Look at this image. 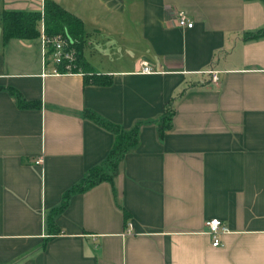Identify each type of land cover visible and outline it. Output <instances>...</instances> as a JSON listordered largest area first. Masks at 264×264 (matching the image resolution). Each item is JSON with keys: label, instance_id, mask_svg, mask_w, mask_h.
<instances>
[{"label": "crops", "instance_id": "crops-1", "mask_svg": "<svg viewBox=\"0 0 264 264\" xmlns=\"http://www.w3.org/2000/svg\"><path fill=\"white\" fill-rule=\"evenodd\" d=\"M53 1L84 24L74 72L43 63L40 36L4 40L5 10L40 11V30L48 0L44 20L40 0H0V264H264V35L246 38L264 1ZM87 109L141 121L140 140L51 227L114 144Z\"/></svg>", "mask_w": 264, "mask_h": 264}, {"label": "trees", "instance_id": "trees-1", "mask_svg": "<svg viewBox=\"0 0 264 264\" xmlns=\"http://www.w3.org/2000/svg\"><path fill=\"white\" fill-rule=\"evenodd\" d=\"M2 18L5 42L13 37L33 38L40 36V30L38 29V24L41 19L40 11L5 10ZM45 19L46 29L50 35L58 33L69 35L73 40L77 41L79 50H82L84 46L85 29L80 17L62 7L59 3L53 0H48ZM262 35H264V28L256 32L248 33L246 38H254ZM80 64L86 69L89 68L88 63L82 55L80 58ZM13 92L17 94L20 105H31L32 102L27 101L19 91L13 89ZM167 110L169 111L165 117L168 121L166 124L160 125L161 137L164 135L165 128L170 125L172 117L171 108L168 107ZM84 115L111 130L115 135L114 144L103 162L93 167L81 179V181L65 191L60 207L57 208L51 216V227L54 225V215L63 211L67 207L69 200L74 193L84 192L104 180L113 181L115 174L118 172L120 161L132 147L138 145L140 140L139 131L142 123L141 121L135 123L132 127L127 128L119 123L105 119L100 114L90 109H87L84 112Z\"/></svg>", "mask_w": 264, "mask_h": 264}, {"label": "built area", "instance_id": "built-area-1", "mask_svg": "<svg viewBox=\"0 0 264 264\" xmlns=\"http://www.w3.org/2000/svg\"><path fill=\"white\" fill-rule=\"evenodd\" d=\"M42 5V18L45 13V3L46 0H40ZM44 20V18H43ZM177 20L182 27H192L194 25V20L190 15L184 11L180 10L178 12ZM40 38H41V50L43 63L46 64L51 58L53 59L55 66L53 72H74L77 71L78 63V49L77 41L73 40L69 35L58 33L50 35L46 29L45 21H42L40 28ZM142 72L153 73L155 69L148 63H143ZM207 72L212 73V80L218 81L220 79L218 69H209ZM38 161H41L39 159ZM207 230L211 237L214 245L221 244L222 234L229 232L231 230L227 222L222 220L220 217H212L206 221Z\"/></svg>", "mask_w": 264, "mask_h": 264}, {"label": "rangeland", "instance_id": "rangeland-1", "mask_svg": "<svg viewBox=\"0 0 264 264\" xmlns=\"http://www.w3.org/2000/svg\"><path fill=\"white\" fill-rule=\"evenodd\" d=\"M40 41H41V38H40Z\"/></svg>", "mask_w": 264, "mask_h": 264}]
</instances>
